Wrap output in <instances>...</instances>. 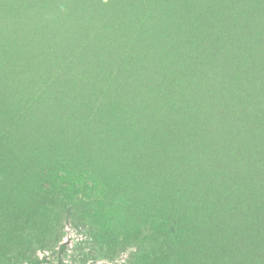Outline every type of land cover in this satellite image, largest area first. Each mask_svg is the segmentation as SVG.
Segmentation results:
<instances>
[{
	"label": "trees",
	"instance_id": "trees-1",
	"mask_svg": "<svg viewBox=\"0 0 264 264\" xmlns=\"http://www.w3.org/2000/svg\"><path fill=\"white\" fill-rule=\"evenodd\" d=\"M128 1L120 0L122 5ZM249 4L259 9L257 2ZM218 5L211 10L215 16L202 24L204 29L221 30V21L227 26L228 3L221 9ZM244 15L240 11L238 16ZM104 18L113 22L119 14L114 11ZM243 27L242 42L231 40L227 49L233 52L242 45L259 59L245 66L229 64L219 41L212 42L211 37L199 42L221 65L208 74L201 69L205 76L194 85L197 92L205 90L214 99L215 117L195 115L186 121L178 115L175 126L166 125L164 132L143 111L144 101L113 98L141 94L148 84L141 76V60L130 57L134 47L124 41L121 58H109L110 39L97 31L80 33L78 25L67 42L59 44L55 54L63 64L48 69L53 77L42 94L56 90L52 102L82 112L84 123L73 138L31 133L28 145L7 149L11 160L18 163L25 154L33 155L38 166L47 164L55 174L88 170L82 184L90 183L89 171L108 180V186L124 192L132 211H144L151 224L149 246L154 255L167 253L165 264H264V10L246 17ZM117 44L116 38L113 45ZM145 70L148 73L143 74L156 75L153 65ZM132 88L137 93H130ZM20 118L8 119L6 134L15 130Z\"/></svg>",
	"mask_w": 264,
	"mask_h": 264
},
{
	"label": "rangeland",
	"instance_id": "rangeland-1",
	"mask_svg": "<svg viewBox=\"0 0 264 264\" xmlns=\"http://www.w3.org/2000/svg\"><path fill=\"white\" fill-rule=\"evenodd\" d=\"M250 1L257 2L259 9L250 7ZM217 3L218 9L228 3L227 26L221 21V30L204 29L202 24L215 16L211 10ZM263 10L264 0H129L123 5L120 0H0V145H4L0 146V264L168 262L165 251L154 255L149 246L151 224L144 211H132L124 192L108 186V180L89 171L90 183L82 184L88 173L81 172L82 167L55 174L47 164L38 166L33 155L25 154L14 163L7 152L28 145L31 133L67 139L82 127V112L52 102L56 90L42 94L53 77L48 69L63 64L55 52L73 28L82 25L80 33L97 31L110 39L109 58H121L127 44L134 47L130 57L141 60V76L148 84L141 94L113 98L144 101L143 111L165 132L166 125L175 126L178 115L186 121L195 115L215 117L214 99L205 90L197 92L194 85L205 76L201 69L208 74L221 65L198 43L213 37L212 42L219 41L220 51L230 57L229 64H250L259 59L258 54L242 45L230 52L228 43L234 40L239 45L245 36L242 22ZM114 11L119 18L106 23L104 16ZM240 11L245 12L242 18ZM128 27L133 30L123 32ZM116 38L119 44L114 46ZM150 65L156 75L143 74ZM130 93L137 91L132 88ZM12 115L21 118L6 134Z\"/></svg>",
	"mask_w": 264,
	"mask_h": 264
}]
</instances>
